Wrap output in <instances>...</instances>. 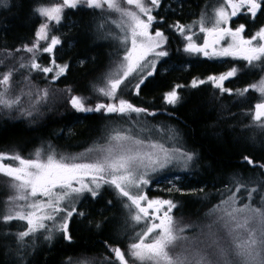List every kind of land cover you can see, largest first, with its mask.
<instances>
[{
	"label": "snow or ice",
	"instance_id": "6c2138e0",
	"mask_svg": "<svg viewBox=\"0 0 264 264\" xmlns=\"http://www.w3.org/2000/svg\"><path fill=\"white\" fill-rule=\"evenodd\" d=\"M122 2L134 6V10L131 7H122ZM161 4L162 0H60L59 3L49 6L36 7L34 12L44 22L35 31L31 46L25 44L22 48L15 49L16 52L30 53V60L20 63L19 68L0 72V112L10 115L16 111L20 117L29 118L31 122L38 113L37 105L46 101L49 96L48 88L36 89L33 94L31 72L42 73L49 82H54L65 76L69 68L67 63L56 62L55 50L62 44V40L55 35L49 36V25L60 24L65 10L83 7L98 9L102 15L105 12L119 14L118 20L110 22L122 33L116 39L120 41L124 55L104 77V86L93 88L94 92L112 102L88 105L86 97L72 94L73 90L69 87L65 90L68 103L77 112H99L126 117L134 128L139 121L132 120L133 113L137 117L141 113L155 116V112L132 104L122 94L130 91L139 96L148 79L157 73L161 58L169 55L164 50L168 37L159 29L152 31V25L157 21L152 13ZM0 6L7 7V0H0ZM262 6L264 0H222L221 6L214 10L212 18L201 14L200 19L192 24L184 25L177 21L170 27L186 42L182 49L185 53L202 54L209 59L232 57L246 61V67L254 69L264 64V26L246 37V25L240 24L232 28L230 21L241 15L255 20L257 14L264 10ZM208 24L211 26H207ZM98 27L103 29L104 24ZM196 27L199 29L198 33L193 31ZM200 33L204 34L203 43L197 44L194 37L200 38ZM42 41L47 42L46 47L41 48ZM222 41H226V46H221ZM41 52L50 55L48 66L37 62V54ZM7 55L11 56L12 52L9 51ZM2 63L3 60H0V64ZM80 63L83 64L84 61ZM19 69L29 70V76L24 78L28 90L21 88L18 93L13 94V77ZM240 71L233 67L219 75H209L206 79L194 78L187 86L197 88L203 84H211L221 95L239 97H244L250 90L259 92L260 102L254 104L245 115L250 117L252 126L264 130V77L243 89L234 91L224 87V82L236 77ZM49 74L52 75L49 77ZM185 87L184 84L173 85L163 95L165 103H178L181 99L179 90ZM24 97L30 100L27 108L23 106ZM144 132L166 136L174 145L171 148L166 147L159 140L152 141L151 137L145 141L139 138L140 133ZM177 138L178 134L173 129L142 127L136 128V134H133L131 128L116 129L108 137L109 143L106 147L94 146L85 153L72 156L61 154L58 157L51 146L47 149H36L29 158L15 151L0 152V176L9 178L7 187L12 192L5 201L7 207L0 211V223L9 225L13 221L25 222V230L16 233L4 232L0 236L14 238L17 256L21 261L25 250L34 246L37 234L51 242L54 234L59 233L64 240L71 242L69 224L72 218L86 215L83 211H77L76 203L79 198L84 193L96 198L107 185L118 197L127 199L124 207L132 213L130 219L135 224L143 223L144 228L135 234L134 242L128 245L127 252L105 241L110 253V256L104 258L105 264H129V258L133 264H264V208L255 207L251 203L237 206L236 194L246 186L236 177H232V183L236 185L235 191L209 210L206 215L213 218L195 238L184 235L194 225L180 226L172 215L173 209L180 207L178 202L171 199H149L143 192L144 186L150 183L149 172H157L173 162L182 163L187 168L189 162L194 160L195 153L175 146ZM93 152L98 155L85 159ZM244 160L250 165L253 164L249 157H244ZM258 166L264 168V164ZM133 189L136 190L135 193L132 192ZM168 191L179 192L180 189L173 186ZM226 191H230L227 186ZM256 191V188L248 190L249 201L252 193ZM178 247L181 251L175 252ZM72 264L92 262L80 259Z\"/></svg>",
	"mask_w": 264,
	"mask_h": 264
},
{
	"label": "trees",
	"instance_id": "16d2710c",
	"mask_svg": "<svg viewBox=\"0 0 264 264\" xmlns=\"http://www.w3.org/2000/svg\"><path fill=\"white\" fill-rule=\"evenodd\" d=\"M20 1L11 0L9 6L0 7V32L3 30L2 35L5 37L0 42V60H3L0 64V72H5L9 68H19L20 63H27L30 60V53L16 52L15 49L22 48L25 44L31 46L35 39V31L44 22L34 9L60 2V0H31L32 5L25 3L26 5L20 7ZM218 2L219 0H162L161 7L152 14L158 20L163 18L158 27L168 37L164 50L168 51L169 55L158 63L157 73L148 79L139 96L130 91L122 94L123 98L132 104L156 113L155 116L141 113L139 117L133 113L132 120L139 121L135 128L173 129L174 133L178 134L179 147L184 151L199 154L198 170L185 171L182 179L178 181L179 192H169V185L161 182L163 177H167L166 172L172 168L171 166L157 172L161 178L158 176L152 179L144 190L149 199H171L178 202L180 207L173 209L172 215L180 226L186 218L207 216L212 204L227 199L224 195H213L217 196V199H210L211 194L203 187V183L230 184L235 191L236 185L232 183V177H236L246 186L236 194L237 203L241 206L247 203L255 207L263 205L264 168L258 165L264 164V130L252 126L250 117L245 115L254 104L260 102V93L250 90L244 97H239L221 95L211 84H203L197 88L187 85H190L194 78L205 79L206 76L219 75L236 67L241 71L236 77L225 81L224 87L234 91L243 89L264 77V64L253 69L246 67V61L232 57L217 60L200 54L190 55L182 51L185 41L170 27L177 21L185 24L198 18L203 10H210ZM165 5H167L166 9H163ZM107 16H111L109 12L102 15L98 9L83 7L67 9L63 21L58 26L59 32L52 24L49 25L50 29L61 38L62 45L69 42L64 32L80 34L78 39H74L73 49L68 56V71L65 76L50 84H45L48 79L42 73L31 72L33 94L36 89L48 88V99L37 105L38 113L31 122L29 118L20 117L16 111L10 115L0 112V152L15 151L29 158L36 149H47L51 146L58 157L61 154L72 156L93 148L92 144L96 146L102 144L107 137L101 138L98 134L105 126L133 127L126 117L121 118L115 114L77 112L68 103V94L65 91L70 87L73 90L72 94L85 97L81 90L97 78H101L102 81L109 73L108 65L104 61L109 60L108 64L113 66L124 53L120 41L112 32L113 25L109 26L106 22ZM100 24H104L103 29L98 27ZM240 24L246 25L244 35L250 37L264 26V10L257 14L255 20L241 15L230 21L232 28ZM46 43L42 41L41 48L45 47ZM99 47L102 48L100 53H104L103 58L99 57ZM9 51L12 52L11 56L7 55ZM60 51L61 54L55 57L58 61H61L63 53V50ZM80 61L84 63L81 64ZM37 62L48 66L50 55L38 53ZM97 64L100 69L106 66L101 74L100 69L93 68ZM162 66L167 71H162ZM26 76H29L28 69H19L14 74L13 94L18 93L21 88L28 90L24 79ZM175 84L186 85L179 90L181 99L175 105L166 104L163 95ZM103 86L104 83L101 82L100 87ZM86 98V103L92 106L96 103L112 102L103 96ZM55 99L58 102L54 101ZM29 103V98L24 97L23 106L27 108ZM112 125L115 127H111ZM244 157H249L253 164L245 162ZM5 163L14 162L5 161ZM3 178L5 181L9 180L7 177ZM252 188H256L257 191L252 193V199L249 201L248 190ZM108 201L112 203L109 204ZM77 211H83L86 215L72 218L69 224L71 242L64 240L59 233L54 234L51 242L39 235L35 239L34 246L25 250L22 261L17 256L14 238L0 236V264H72L80 258L93 261L92 264H105L104 258L110 256L105 241L113 247H120L125 252L128 245L134 242L129 238L131 231L120 228L119 215L127 214L129 210L119 208L110 187H104L96 198L87 195L80 201ZM111 215L118 216L116 220L111 221ZM24 225L25 222L21 221H13L9 225L0 223V233L20 232L25 230ZM174 251L179 252L181 248H176ZM129 264H133L131 258Z\"/></svg>",
	"mask_w": 264,
	"mask_h": 264
},
{
	"label": "rangeland",
	"instance_id": "374dc122",
	"mask_svg": "<svg viewBox=\"0 0 264 264\" xmlns=\"http://www.w3.org/2000/svg\"><path fill=\"white\" fill-rule=\"evenodd\" d=\"M7 1H8V0H7ZM221 3H222V0H219V2H218L216 5H214L212 8H210V10H203V11L200 13V15H199L198 18H196V19H194V20H192V21H190V22H188V23H185L184 25H189V24H192L194 21L199 20L200 17H201V14H207L210 18H212V14L214 13V10L217 9V8H219V7L221 6ZM122 7H131V8H133L134 6H128V5H126V4H123V2H122ZM133 10H134V8H133ZM229 11H230V9H229ZM109 14H110L111 16H107V18H106V19H107L106 22H108V25H109V26L113 25L112 32H113V34L115 35V37H119V36L122 35L120 29H119L115 24H112V23L110 22L111 20H118V19H119V14H118V13H114V12H109ZM160 21H161V20H158V19H157V21L153 23V25H152V31H153V32H154L156 29H159V30H160V27H158V26H159L158 24H159ZM160 23H161V22H160ZM52 25H53V28L57 29V31L59 32V30H58V26H59V24L52 23ZM207 26L210 27L211 24H208ZM193 31H195V32L198 33V32H199L198 27L194 28ZM52 35L57 36V35L55 34V31L50 29V31H49V36H52ZM203 35H204L203 33H200V34H199V37H200V38L194 37L195 42H196L197 44H202V43H203V39H202ZM185 43H186V42H185ZM46 46H47V43H46L45 47H46ZM129 46H130V44H129ZM221 46H226V41H222V42H221ZM123 55H124V53H122V54L119 56V58L117 59V62L114 63L113 66L110 65V64L108 65V68H107V71H108V72H110V71L116 66V64H117V63L119 62V60L123 57ZM193 55H198V54H193ZM200 55H202V54H200ZM202 56H203V55H202ZM204 57H205V56H204ZM163 58H164V57H163ZM163 58H161V60H162ZM206 58H208V57H206ZM224 58H226V57H223V58H216V59H217V60H220V59H224ZM50 60H51V57H50ZM161 60H160V61H161ZM41 65H42V64H41ZM161 70L164 71V70H165V67L162 66V69H161ZM50 75H52V74H50ZM207 77H208V76H206L205 79H206ZM103 81H104V77H103V79H102L101 82L104 83ZM94 87H95V85H89V86H87V87L84 89V96H85V97H92V96H94V97H98V96H101V95H99L98 93H96V92L93 91V88H94ZM111 127H115V125H112ZM129 128H131V129L133 130V134H136V128H133V127L108 128V127L105 126V127L103 128L102 132H101L100 134H98V137H101V138H105V137H107V139H106L102 144H100L99 146H105V147H106V146L108 145V143H109V141H108V137L113 133V130H116V129H129ZM149 137H151V140H152V141L159 140L161 143H164L165 146H166V147H169V148L173 147V145H174V142L171 141V140H168L166 136L161 137V136H159V135H157V134H156V135L153 134L152 132H144V133H140V135H139V138L144 139L145 141H147ZM92 146L94 147V146H96V145H93V144H92ZM175 146H176V147H179L177 141L175 142ZM84 153H85V152H84ZM97 155H98V153H96V152L89 153L88 156L85 157V159L94 158V157L97 156ZM178 165H179L180 168L183 167L182 163H179V162H173V164H170V165H168V166L165 167V168H168V167H170V166H171V167H175V166H178ZM165 168H163V169H165ZM180 168H179V169H180ZM183 168H184V167H183ZM163 169H160V170H158L157 172L162 171ZM183 170H184V169H183ZM186 170H187V169H186ZM157 172H149V174H148V178H149L150 182L152 181V179H155V178H157V177L160 175V174H157ZM166 174H167V173H166ZM165 176H167V177H163V178L161 179V182H165V183H167V184L169 185V187H172V188H173V186H175V188L179 187V185H178V181L181 180V175H174V174H172V175H165ZM158 178H161V176H159ZM86 179H87V178H86ZM149 185H150V183H149L148 185L144 186V188H143V192H145L144 190H145ZM106 186H107V185H105L104 187H106ZM104 187H103V188H104ZM103 188H102V189H103ZM102 189H101V190H102ZM101 190H100V191H101ZM110 191L113 193L114 199H115V201L118 203L119 208L125 209V207H124V203H127V202H128L127 199H126V198H120V197H118V196L116 195L115 191H114L112 188H110ZM132 192L135 193L136 190L133 189ZM11 194H12L11 190L7 187V181H5V179H4L3 177H0V206H1L0 209H1V211H3V210L7 207V205L5 204V201L7 200V197H8L9 195H11ZM87 195H90V194H89V193H84V194L79 198V201L76 203V208H77L78 205L80 204V201H81L82 199L86 198ZM262 203H263V205H260V207L264 208V198H263V202H262ZM218 204H220V202H219V203H215L214 205H212V206L210 207V209H212L214 206H216V205H218ZM119 214H120V211H119ZM131 215H132L131 212H127V214L119 215V221H120V228H121V230H122V229H126V228L128 227L127 230H128V231H131V235L129 236V238L132 239V240H134V238H135V234H136L137 232L142 231V229L144 228V224H143V223H141V224H135V223L130 219ZM117 216H118V215H111V217H110L111 221L116 220ZM127 218H128V219H127ZM212 218H213V217L204 216V215H201V216H199V217H197V218H195V219L186 218V219L182 222V225H181V226H183V225H185V224H192V225H194V227L191 228V229L186 230V232H185L184 234H185L186 236L190 237V238H195V237L199 236L200 231H201V229L203 228V226L206 225V224H208ZM128 220H129V224H128ZM205 231H206V229H205ZM37 236H39V234H37ZM35 239H36V238H35ZM181 243H183V242H181ZM178 248H180V247H178Z\"/></svg>",
	"mask_w": 264,
	"mask_h": 264
},
{
	"label": "bare ground",
	"instance_id": "6f19581e",
	"mask_svg": "<svg viewBox=\"0 0 264 264\" xmlns=\"http://www.w3.org/2000/svg\"><path fill=\"white\" fill-rule=\"evenodd\" d=\"M10 2H11V0H8L7 1V4H8V6L10 5ZM13 3V2H12ZM29 4V5H32V2H31V0H21L20 2H19V6L21 7V6H24V5H26V4ZM167 5H165L164 6V8L163 9H166L165 7H166ZM0 7H4V6H0ZM163 12V11H162ZM4 27V26H3ZM2 27V28H3ZM65 34V37H66V39L69 41V42H67V44H61L60 46H58L57 47V49L55 50V57H56V55L58 54H61V52L62 51H60V49L61 50H63V53H62V56H61V61H58L57 59H56V62L57 63H60V64H64V63H68L69 61H68V56H69V53H70V51H72V49H73V45H74V42H75V38L76 39H78L79 37H80V34L79 33H72V32H64ZM3 34V30L0 32V42H2L4 39H5V37L2 35ZM72 45V46H71ZM63 47H65V48H63ZM99 49V57L101 58H103L104 57V53H100V51L102 52V48L101 47H99L98 48ZM75 61V60H74ZM104 61V60H103ZM108 62H109V60H105L104 61V63L106 64V65H109L108 64ZM45 66H47V65H45ZM105 67L106 66H104L103 68H101L100 69V67H98V64L96 65V66H93V68H97V69H100V74L102 73V72H104L103 70L105 69ZM51 82H49L48 80L45 82V84H50ZM100 84H101V78H97L95 81H93V82H91L90 83V85H95V87H100ZM54 89H56V90H60V89H58V88H54ZM84 89L85 88H83L82 90H81V92L84 94ZM57 95V94H56ZM55 95V96H56ZM54 101H57L56 99L54 100ZM58 102V101H57ZM199 158V154L198 153H196V155H195V158H194V160L193 161H191V162H189V166L187 167V168H183V167H179V165L178 166H175V167H172V168H169L168 170H167V175H172V174H174V175H181V179H182V177H183V174L185 173V171H186V169H190V170H195V171H197L198 170V161H197V159ZM180 168V169H179ZM184 169V170H183ZM204 175H205V173H203ZM226 186H227V188L228 189H230V191H226ZM203 187H205V189L211 194L210 195V199H212V200H215V199H217V196L215 197V196H213V195H220V196H223L224 195V197H228V195H230L231 194V192L232 191H234V190H232V186L230 185V184H220L219 182L217 183V182H215V183H210V184H204L203 183ZM170 188H172V187H170ZM178 188V187H177ZM216 203V202H215ZM214 203V204H215ZM214 204H212V205H214ZM237 206L239 207V206H241L240 204H238L237 203ZM208 210H210V207H209V209ZM128 228V227H127ZM127 228L126 229H124V230H127ZM128 231V230H127ZM81 259V258H80ZM80 259H78V260H80ZM77 261V260H76ZM93 262V261H92Z\"/></svg>",
	"mask_w": 264,
	"mask_h": 264
}]
</instances>
